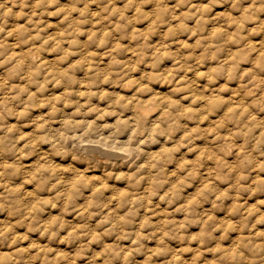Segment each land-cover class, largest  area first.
I'll use <instances>...</instances> for the list:
<instances>
[{"label": "rangeland", "instance_id": "1", "mask_svg": "<svg viewBox=\"0 0 264 264\" xmlns=\"http://www.w3.org/2000/svg\"><path fill=\"white\" fill-rule=\"evenodd\" d=\"M0 264H264V0H0Z\"/></svg>", "mask_w": 264, "mask_h": 264}, {"label": "bare ground", "instance_id": "2", "mask_svg": "<svg viewBox=\"0 0 264 264\" xmlns=\"http://www.w3.org/2000/svg\"><path fill=\"white\" fill-rule=\"evenodd\" d=\"M161 115V114H160Z\"/></svg>", "mask_w": 264, "mask_h": 264}]
</instances>
